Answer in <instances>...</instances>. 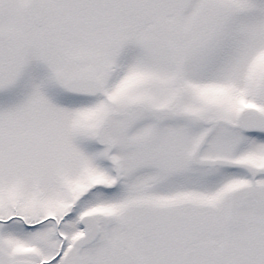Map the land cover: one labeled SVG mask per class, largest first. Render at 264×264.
<instances>
[{"label": "snow or ice", "instance_id": "1", "mask_svg": "<svg viewBox=\"0 0 264 264\" xmlns=\"http://www.w3.org/2000/svg\"><path fill=\"white\" fill-rule=\"evenodd\" d=\"M0 264H264V0H0Z\"/></svg>", "mask_w": 264, "mask_h": 264}]
</instances>
